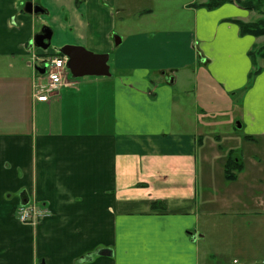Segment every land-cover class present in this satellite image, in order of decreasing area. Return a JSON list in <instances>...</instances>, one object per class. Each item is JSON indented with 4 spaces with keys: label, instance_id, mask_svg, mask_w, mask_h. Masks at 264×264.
Listing matches in <instances>:
<instances>
[{
    "label": "crops",
    "instance_id": "obj_1",
    "mask_svg": "<svg viewBox=\"0 0 264 264\" xmlns=\"http://www.w3.org/2000/svg\"><path fill=\"white\" fill-rule=\"evenodd\" d=\"M198 1L0 0V264H219L207 241L230 228L220 216H264L235 152L264 137V59L248 81L264 36L232 21L252 11ZM42 25L46 50L31 44ZM65 45L107 54L109 74L35 100L33 57ZM208 84L241 91V137L206 117ZM229 154L243 162L232 180ZM28 200L48 211L36 224L17 218Z\"/></svg>",
    "mask_w": 264,
    "mask_h": 264
},
{
    "label": "rangeland",
    "instance_id": "obj_2",
    "mask_svg": "<svg viewBox=\"0 0 264 264\" xmlns=\"http://www.w3.org/2000/svg\"><path fill=\"white\" fill-rule=\"evenodd\" d=\"M178 2L180 0H173L171 3H174L172 5L174 11H176L175 6L179 5ZM258 17L260 15L257 12H251L250 20L253 21ZM263 42L264 37L261 38L258 45ZM257 63L260 66L259 58H257ZM80 78L68 74V79L71 81L79 80ZM198 92L200 94L199 98L207 105L205 108L206 117L216 120L218 127L220 124L229 122L230 130L238 137H241L245 132V126L238 127L237 125V123L240 124L241 91L230 93L228 96L229 100L218 98L217 96L221 95L222 91L219 87H212L211 84H208V87H198ZM230 127L223 125V128L220 127L221 129H218L216 133H220ZM225 137L221 136V139L225 140ZM230 139L232 138H227L228 142H230ZM239 139H241L240 144L235 147V152L238 150V156H244V168L248 177L251 176V180L254 179L256 186L255 200L258 201V198L264 195V137L254 136V139ZM222 142L225 145H229L225 141ZM256 208L257 211H260L259 205H256ZM220 217L221 220L228 222L230 228L223 229L222 240L218 246L211 238H208L207 246L216 248L220 253V255L216 256V261L220 262L219 264H234L233 260L235 259L242 264H264V216L256 215V217H252L229 213L224 215V217L223 215ZM41 218L29 223L36 224ZM221 229L219 228L217 235L220 234Z\"/></svg>",
    "mask_w": 264,
    "mask_h": 264
},
{
    "label": "trees",
    "instance_id": "obj_3",
    "mask_svg": "<svg viewBox=\"0 0 264 264\" xmlns=\"http://www.w3.org/2000/svg\"><path fill=\"white\" fill-rule=\"evenodd\" d=\"M225 2H234L238 6L247 9L249 11L257 12L260 17L253 21L243 22L240 20H232L239 27L240 34H250L252 36H264V0H199L194 5L202 6L207 9H213ZM60 54V53H58ZM249 57L251 59L252 68L248 75V81L251 82L252 79L261 70V67L257 63V58L264 59V42L259 45H254L249 51ZM247 139H252L251 136H246ZM242 164L239 160L234 158L232 155L226 157L224 164V178L227 180H232L235 178V173L241 169ZM153 208H162L163 206L159 202H153L151 204Z\"/></svg>",
    "mask_w": 264,
    "mask_h": 264
},
{
    "label": "water",
    "instance_id": "obj_4",
    "mask_svg": "<svg viewBox=\"0 0 264 264\" xmlns=\"http://www.w3.org/2000/svg\"><path fill=\"white\" fill-rule=\"evenodd\" d=\"M23 10L27 13L34 14L43 12V9L38 4H34L31 1H27L24 4ZM51 36V28L44 25L41 27L40 31L33 36L31 44L46 50L50 46ZM58 52L68 58L66 66L73 77H82L85 75L105 76L109 74L107 54H94L81 46L71 45L63 46ZM38 71L43 73L44 69L40 68ZM237 125L240 127L239 123H237ZM25 203L26 202L23 204Z\"/></svg>",
    "mask_w": 264,
    "mask_h": 264
},
{
    "label": "built area",
    "instance_id": "obj_5",
    "mask_svg": "<svg viewBox=\"0 0 264 264\" xmlns=\"http://www.w3.org/2000/svg\"><path fill=\"white\" fill-rule=\"evenodd\" d=\"M35 60L39 61L37 62L38 66L44 68L43 77L45 79L44 83L37 82L34 84L35 91L33 97L35 100L48 101L50 98L58 94L61 87L72 84V82L68 79L66 58L64 56L54 55L40 60ZM46 214V209L38 207L33 202L20 206L17 210L18 219L24 223L37 220ZM233 262L236 263L235 260Z\"/></svg>",
    "mask_w": 264,
    "mask_h": 264
}]
</instances>
